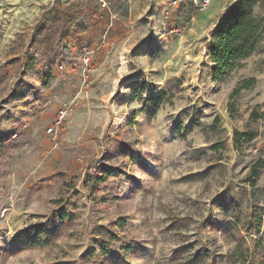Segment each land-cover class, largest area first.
<instances>
[{
	"label": "rangeland",
	"instance_id": "1",
	"mask_svg": "<svg viewBox=\"0 0 264 264\" xmlns=\"http://www.w3.org/2000/svg\"><path fill=\"white\" fill-rule=\"evenodd\" d=\"M228 2L0 0V264H264V33L213 82Z\"/></svg>",
	"mask_w": 264,
	"mask_h": 264
},
{
	"label": "trees",
	"instance_id": "2",
	"mask_svg": "<svg viewBox=\"0 0 264 264\" xmlns=\"http://www.w3.org/2000/svg\"><path fill=\"white\" fill-rule=\"evenodd\" d=\"M256 3L259 7L264 6V0H234L222 14L217 16L206 46V53L212 63L210 75L213 82L224 81L241 60L250 56L257 49L264 33V17L254 15L253 7ZM32 61L33 57L29 62L27 60L25 64H22L21 71H27ZM255 82L254 77L241 78L232 88L229 98L237 97L241 91L250 89ZM163 95L164 93L157 92L145 99L151 104V112L158 109ZM145 108L144 105L142 110ZM260 162H264V160L258 159L254 165ZM54 214L63 223H67L73 217V213L67 212L63 208L54 211ZM97 230L98 235L102 233L101 227ZM58 231V228L50 229L44 223H40L26 227L22 234L27 239L36 241L41 236L47 237ZM95 264H104V259H98Z\"/></svg>",
	"mask_w": 264,
	"mask_h": 264
},
{
	"label": "built area",
	"instance_id": "3",
	"mask_svg": "<svg viewBox=\"0 0 264 264\" xmlns=\"http://www.w3.org/2000/svg\"><path fill=\"white\" fill-rule=\"evenodd\" d=\"M184 1L186 0H161V12L163 14V18L168 17L170 15L171 10L181 5ZM212 1L213 0H189L191 5L195 7V10L197 12L207 10ZM97 2L102 8L109 9V0H97ZM180 31L181 33L184 32V28H181ZM102 43L106 45L105 39ZM72 104L73 102L70 100L62 104V106L57 110V113L55 115L53 127L46 128V133H51L54 127L57 128L62 125L65 117L71 110Z\"/></svg>",
	"mask_w": 264,
	"mask_h": 264
},
{
	"label": "crops",
	"instance_id": "4",
	"mask_svg": "<svg viewBox=\"0 0 264 264\" xmlns=\"http://www.w3.org/2000/svg\"><path fill=\"white\" fill-rule=\"evenodd\" d=\"M234 0H229L228 2V6L233 2Z\"/></svg>",
	"mask_w": 264,
	"mask_h": 264
}]
</instances>
